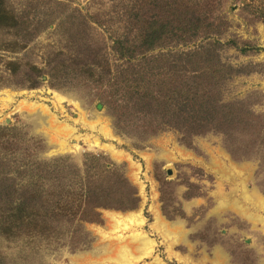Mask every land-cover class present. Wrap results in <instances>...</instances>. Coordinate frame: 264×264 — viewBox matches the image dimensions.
Listing matches in <instances>:
<instances>
[{
	"label": "rangeland",
	"instance_id": "obj_1",
	"mask_svg": "<svg viewBox=\"0 0 264 264\" xmlns=\"http://www.w3.org/2000/svg\"><path fill=\"white\" fill-rule=\"evenodd\" d=\"M150 1L0 0V264H264V0H195L196 36L121 56ZM207 98L257 128L227 138L161 119ZM96 157L135 209L83 218L74 180ZM36 164L69 175L38 191L72 211L17 203Z\"/></svg>",
	"mask_w": 264,
	"mask_h": 264
},
{
	"label": "trees",
	"instance_id": "obj_2",
	"mask_svg": "<svg viewBox=\"0 0 264 264\" xmlns=\"http://www.w3.org/2000/svg\"><path fill=\"white\" fill-rule=\"evenodd\" d=\"M195 2V0H151L149 3L151 8L142 15L139 44L130 49L129 47L125 48L119 42L118 49L121 56L135 59L136 56H143L161 48L163 42L171 38L180 40L196 36L202 21L198 15L197 2ZM165 57L167 55L163 53L158 56V59ZM189 100H186L187 103ZM206 100L202 102V105L199 104L201 111L190 109L189 105L184 103L185 105L179 109L182 114L176 115L178 111L171 114L164 112L161 114V119L164 121V118H167L175 124L181 123L182 127L187 129L190 127L193 129L200 125L210 126L216 131H221L227 138H234L233 135L237 133L242 134L257 128L253 118L249 115L248 118L241 116L243 111H239L241 115L234 111L227 113L226 110L230 109L229 106L225 107L221 102H216L214 110H209L207 107L211 104V99L207 98ZM203 110L209 111V113H203ZM92 163L96 166L93 167ZM55 172H63V169L58 164L52 168L47 164H36L29 168L28 195L25 200H19L17 203L26 209L33 210L39 198L42 201L43 213L46 214V218H50L49 215L52 217L58 213L64 214L67 210L72 211L71 205L69 206L72 200L70 201L64 192L56 195H46L45 192L39 194L38 187L39 185L43 186L45 181L58 180L59 185L62 186L65 177H69L66 173L55 175ZM54 175L57 176L55 179L52 178ZM77 178L74 180V185L82 191L79 209L83 208V212L89 211V215L83 213L84 219L91 220L89 216L102 208L128 211L138 206L139 197L135 192H131L115 165L102 157L89 159L85 164L84 174Z\"/></svg>",
	"mask_w": 264,
	"mask_h": 264
},
{
	"label": "bare ground",
	"instance_id": "obj_3",
	"mask_svg": "<svg viewBox=\"0 0 264 264\" xmlns=\"http://www.w3.org/2000/svg\"><path fill=\"white\" fill-rule=\"evenodd\" d=\"M44 110H45V109H44ZM131 215H132V214H130L129 217H133V216H131ZM146 243H147V242H146ZM147 244H148V243H147ZM144 246H145V245H144ZM147 247H148V246H147ZM145 248H146V246H145ZM101 264H102V263H101Z\"/></svg>",
	"mask_w": 264,
	"mask_h": 264
}]
</instances>
